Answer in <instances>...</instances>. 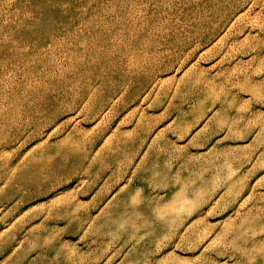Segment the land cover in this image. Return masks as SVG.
<instances>
[{"label": "rangeland", "instance_id": "rangeland-1", "mask_svg": "<svg viewBox=\"0 0 264 264\" xmlns=\"http://www.w3.org/2000/svg\"><path fill=\"white\" fill-rule=\"evenodd\" d=\"M0 264H264V0H0Z\"/></svg>", "mask_w": 264, "mask_h": 264}]
</instances>
